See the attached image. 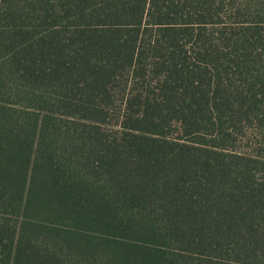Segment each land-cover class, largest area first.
Here are the masks:
<instances>
[{
    "label": "trees",
    "instance_id": "trees-1",
    "mask_svg": "<svg viewBox=\"0 0 264 264\" xmlns=\"http://www.w3.org/2000/svg\"><path fill=\"white\" fill-rule=\"evenodd\" d=\"M0 264H264V0H0Z\"/></svg>",
    "mask_w": 264,
    "mask_h": 264
}]
</instances>
